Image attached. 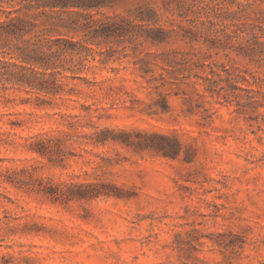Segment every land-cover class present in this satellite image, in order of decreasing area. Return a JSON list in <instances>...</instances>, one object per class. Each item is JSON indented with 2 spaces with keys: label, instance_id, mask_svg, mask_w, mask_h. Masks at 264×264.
I'll return each instance as SVG.
<instances>
[{
  "label": "rangeland",
  "instance_id": "rangeland-1",
  "mask_svg": "<svg viewBox=\"0 0 264 264\" xmlns=\"http://www.w3.org/2000/svg\"><path fill=\"white\" fill-rule=\"evenodd\" d=\"M194 47L183 67L143 73L137 58L104 60L92 46L50 104L0 88V264H264V81L238 58ZM142 49L193 52L181 41ZM202 63L246 69L238 84L255 90L252 107L208 89ZM37 139L50 152L31 151ZM40 180L86 183L96 196L52 201L35 191Z\"/></svg>",
  "mask_w": 264,
  "mask_h": 264
},
{
  "label": "trees",
  "instance_id": "trees-1",
  "mask_svg": "<svg viewBox=\"0 0 264 264\" xmlns=\"http://www.w3.org/2000/svg\"><path fill=\"white\" fill-rule=\"evenodd\" d=\"M119 2L0 0V88L23 89L34 93L40 104H50L64 92L67 84L61 80L63 75L70 73L71 78H77L85 68L92 46L105 49L99 53L104 60L115 56L137 58L145 65L142 72L150 73V63L160 62V69L167 72L177 65L183 67L198 57L194 45H201L252 65L262 74L261 79L254 74L257 71L250 72L253 80L264 81V0H157L139 4L123 15L102 13ZM164 16H170L168 25L161 23ZM176 41L189 45L193 52L141 50L145 45L159 48ZM203 65L209 68L210 76L204 77L208 89L227 102L234 101L241 110L252 107L255 90L238 84L248 81L246 69L242 73L238 67L221 64L214 70L211 63L199 66ZM156 79L164 86L163 73ZM49 140H34L29 149L40 155L50 152ZM92 186L40 180L35 191L52 201L68 202L95 197L87 192ZM102 193L120 197L108 190Z\"/></svg>",
  "mask_w": 264,
  "mask_h": 264
}]
</instances>
